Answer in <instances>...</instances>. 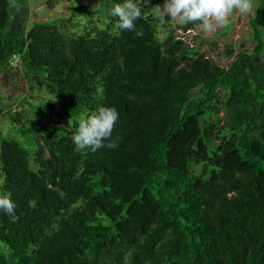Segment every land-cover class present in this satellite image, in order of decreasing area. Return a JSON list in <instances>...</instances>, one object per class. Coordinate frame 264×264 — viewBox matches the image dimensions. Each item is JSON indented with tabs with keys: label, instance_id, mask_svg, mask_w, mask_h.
Masks as SVG:
<instances>
[{
	"label": "trees",
	"instance_id": "1",
	"mask_svg": "<svg viewBox=\"0 0 264 264\" xmlns=\"http://www.w3.org/2000/svg\"><path fill=\"white\" fill-rule=\"evenodd\" d=\"M100 1L103 25L77 34L72 17L29 26L28 0H0L2 81L46 94L5 111L0 191L16 208L0 212V264H264V0L254 50L227 48V68L174 36L199 22L160 37L164 0L134 31ZM101 105L119 111L116 147L77 149V117Z\"/></svg>",
	"mask_w": 264,
	"mask_h": 264
},
{
	"label": "rangeland",
	"instance_id": "2",
	"mask_svg": "<svg viewBox=\"0 0 264 264\" xmlns=\"http://www.w3.org/2000/svg\"><path fill=\"white\" fill-rule=\"evenodd\" d=\"M28 1L30 4L29 26L35 22H47L72 17L74 18L75 25H77L74 33L85 34L90 29V20L96 21L98 25H103L104 23L103 16L99 14V11L102 9L100 0L59 1L53 8L49 7L48 0ZM146 1L141 0L142 4ZM258 3V0H253V9L248 14L242 15L238 10H235L227 26H217L210 32L204 31L201 27L193 31H183L178 28L175 30L174 36L184 40L187 44L199 50L201 54L212 59L221 67L227 68L240 50L253 51L255 48L256 43L253 38L254 32L251 28V19L255 15ZM163 5H159L154 10L153 14L155 16L158 17L160 7L163 8ZM89 12H93L92 16L89 15ZM181 23L179 17L166 19V22L163 24L158 23L160 37L168 36L171 26L177 27ZM227 48L235 51L234 56L227 54ZM15 75L18 76L17 74ZM16 76H10L9 85L5 84V86L2 81L4 75H0V111L2 110L0 112V132L5 136L10 135V133H15L11 129L9 118L5 115V111L11 105H13V109L18 111L20 107L19 103L24 99H28L29 96H31L32 100L30 102L35 104L41 103L40 98L46 96L44 92L37 90L31 91L29 82ZM50 98L58 101L53 96H50ZM38 117V114L33 115V119Z\"/></svg>",
	"mask_w": 264,
	"mask_h": 264
},
{
	"label": "clouds",
	"instance_id": "3",
	"mask_svg": "<svg viewBox=\"0 0 264 264\" xmlns=\"http://www.w3.org/2000/svg\"><path fill=\"white\" fill-rule=\"evenodd\" d=\"M253 9V0H164L158 19L161 24L166 17H179L182 23L199 22L200 27L210 32L217 26H227L235 10L248 14ZM110 17L118 18L115 27L121 31H134L136 22L143 16L141 0H114L108 11ZM78 127L73 135V143L79 150L92 153L103 147H116L110 141L114 127L120 120L115 105H101L90 114L77 117ZM105 141H109L105 144ZM16 204L11 191H0V212L14 216Z\"/></svg>",
	"mask_w": 264,
	"mask_h": 264
}]
</instances>
